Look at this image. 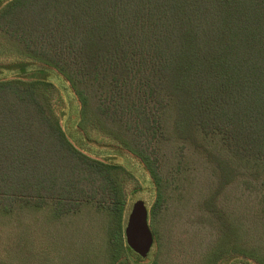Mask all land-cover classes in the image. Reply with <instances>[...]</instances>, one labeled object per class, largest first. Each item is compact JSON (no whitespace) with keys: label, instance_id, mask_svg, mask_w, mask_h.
<instances>
[{"label":"trees","instance_id":"16d2710c","mask_svg":"<svg viewBox=\"0 0 264 264\" xmlns=\"http://www.w3.org/2000/svg\"><path fill=\"white\" fill-rule=\"evenodd\" d=\"M0 32L67 86L78 141L129 152L158 191L167 145L214 143L221 186L248 168L264 209V0H6ZM79 144L34 83L0 77V214L92 206L109 219L108 264H121L132 249L117 166Z\"/></svg>","mask_w":264,"mask_h":264},{"label":"rangeland","instance_id":"374dc122","mask_svg":"<svg viewBox=\"0 0 264 264\" xmlns=\"http://www.w3.org/2000/svg\"><path fill=\"white\" fill-rule=\"evenodd\" d=\"M6 76L34 83L60 125L81 142L85 153L117 166L127 202L124 228L133 203L146 202L155 234L152 251L140 256L130 250L131 260L125 253L121 264H235L243 257L235 254L241 249L250 254L251 264H264L259 182L248 168L238 165L240 172L221 186V171L214 161L219 148L214 143L206 148L183 146L175 139L167 145L158 191L148 171L129 152L78 141V104L67 86L57 73L36 63L15 40L0 32V77ZM159 196L160 206L156 205ZM108 232V217L92 206L61 219L53 218L49 208H19L9 216L0 214V264H108Z\"/></svg>","mask_w":264,"mask_h":264},{"label":"water","instance_id":"95a60500","mask_svg":"<svg viewBox=\"0 0 264 264\" xmlns=\"http://www.w3.org/2000/svg\"><path fill=\"white\" fill-rule=\"evenodd\" d=\"M149 208L142 199L133 203L124 229L127 245L138 255H148L155 243V234L149 222Z\"/></svg>","mask_w":264,"mask_h":264}]
</instances>
